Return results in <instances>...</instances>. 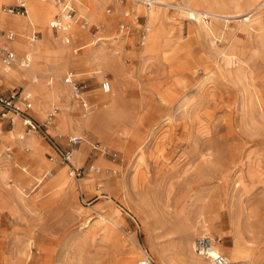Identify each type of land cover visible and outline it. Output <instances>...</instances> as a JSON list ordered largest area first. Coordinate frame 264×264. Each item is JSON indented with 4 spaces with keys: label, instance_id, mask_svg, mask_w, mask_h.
Masks as SVG:
<instances>
[{
    "label": "rangeland",
    "instance_id": "374dc122",
    "mask_svg": "<svg viewBox=\"0 0 264 264\" xmlns=\"http://www.w3.org/2000/svg\"><path fill=\"white\" fill-rule=\"evenodd\" d=\"M1 1L2 15L25 20L4 12ZM74 1L69 44L49 22L56 39L45 40L36 23L27 30L0 19V27L4 20L15 30L17 51V34L27 31L34 67L18 80L0 68V81L15 82L0 90L25 88L22 82L35 76L47 87L64 83L70 109L42 94L46 105L34 101V112L45 116L57 107L54 130L64 135L54 136L68 145L69 136L82 134L74 163L84 165V175L90 165L103 170L80 180L68 165H57L53 176L44 177L56 166L45 156L42 139L52 151L46 138H17L20 128L6 130L0 145V264H140L145 257L151 264H198L194 231L200 224L217 240L219 231L226 233L222 241L232 246L225 250L221 240L217 246L231 260L240 253L238 264H264V0H163L167 4L153 7V21L139 0H90L94 6L83 7ZM197 5L229 12L220 20L228 24L229 39L210 26L200 29L191 9ZM146 28L150 32L142 38ZM35 30L40 39L32 43ZM62 46L68 51H58ZM175 48L176 71L170 60ZM69 70L84 90L93 86L91 80L99 87L95 96L83 93L90 99L85 111L65 80ZM112 70L118 85L105 93L101 83ZM102 97L112 107L100 105ZM66 117L87 125L73 121L58 129ZM8 145L15 146L11 158L4 153ZM26 145L32 147L28 152ZM82 146L89 148L84 159L77 149ZM32 157L45 162L38 172ZM121 158L122 164L113 161ZM62 171L64 181L58 178Z\"/></svg>",
    "mask_w": 264,
    "mask_h": 264
},
{
    "label": "built area",
    "instance_id": "2783aa9c",
    "mask_svg": "<svg viewBox=\"0 0 264 264\" xmlns=\"http://www.w3.org/2000/svg\"><path fill=\"white\" fill-rule=\"evenodd\" d=\"M57 3H61V10L57 14L56 18L51 21V27L55 30H59L67 25V23L75 16V6L72 0H55ZM123 1V0H121ZM144 4L145 7L151 8L154 6L158 0H139ZM9 12H17L21 14H27L28 9L25 4L21 5H9L5 7ZM145 30V29H144ZM9 39L14 36L13 32L7 34ZM146 30L142 35L145 38ZM40 37L38 31L34 32L32 39L36 40ZM66 42L71 41V35L68 33L65 35ZM143 41V40H142ZM1 59L7 68L12 66L27 67L29 66L32 58L29 53L23 56H18L16 50L8 43H5L1 47ZM65 80L72 85L73 93L76 98L81 101L83 107L88 108V100L83 95L84 86L76 78L74 72H67L65 75ZM102 88L104 91H110L112 83L109 76L106 74L102 81ZM34 96L31 91L24 88H12L11 90L4 92L0 90V143L3 140L4 133L7 128L12 129L15 127L18 121L21 122V130L18 138H24L27 134L31 132H39L46 137L48 140L52 151L49 153V159L56 165H68L70 173L76 177H82L86 173V169L83 166L76 165L72 160V155L74 152L73 146L81 143L84 137L80 134H74L69 136V144L62 145L57 137L52 135L48 131V126L50 120L55 116L58 108H54L48 112V115L42 121L37 120L31 113L34 106ZM62 137V135H58ZM94 148L101 150L99 145L95 144ZM12 146L8 145L6 147V153L11 154ZM89 171L97 170V167L89 166ZM54 173V168H50L45 172L46 176H51ZM216 244V239L209 234H200L195 239V251L210 259L211 264H234L225 253L217 251L213 253V248ZM152 259L150 257H145L143 264H151Z\"/></svg>",
    "mask_w": 264,
    "mask_h": 264
},
{
    "label": "bare ground",
    "instance_id": "6f19581e",
    "mask_svg": "<svg viewBox=\"0 0 264 264\" xmlns=\"http://www.w3.org/2000/svg\"><path fill=\"white\" fill-rule=\"evenodd\" d=\"M40 1H43V2H45V1H47V0H40ZM137 1V0H136ZM49 2V1H48ZM48 2H46V3H40V2H38V1H27V4H28V13L27 14H21V13H17V12H15V13H11V12H9V11H7V10H4V8H3V11L4 12H6L7 14H10V15H19V16H22V17H26L25 18V20H21V19H19V18H9V17H7V16H5L4 14L2 15L1 14V9H0V19L2 18V19H4V20H8V22H10V23H12L14 26H16L17 28H22V29H27L28 30V27H29V25H33V24H37V25H39L41 28H43L44 29V32H45V40H52V38H54L55 36H54V34H52V30L50 29V28H48L47 27V23L49 22V26L51 25V21H52V19L54 18H56V13L59 11L60 12V7L61 6H59V5H55L54 4V2H53V4H52V2H51V5H50V3H48ZM263 2V1H262ZM262 2H260L258 5H256L255 7H253L252 9H250L249 10V12L251 11V10H255L256 8H258V7H260V5L262 4ZM84 3H89L90 5H92V6H94V3H92L90 0L88 1H86V0H81V2H80V7H83L84 6ZM157 4H167L166 2H164L163 0H158L157 1V3L155 4V5H157ZM144 5V4H143ZM154 5V6H155ZM154 6H152L151 8H147V7H145V9H146V11H145V14L147 15V17H148V19L150 20V21H153L154 20V18H155V13H154V11H153V7ZM139 8V7H138ZM138 8H136V9H138ZM191 9L193 10V11H195L196 13H197V20H199V22H200V24L202 23V26H200V29L201 28H205V27H208V26H210L211 27V30H212V32L213 33H215V34H219V35H221V37L223 38V39H229L230 38V34H229V31L227 32V26H228V24H224V23H222L220 20L221 19H225V18H227V17H229V16H227L226 14L227 13H229L228 11H224V12H222V13H220V12H218L217 10H216V8L215 7H213V6H208V7H205L204 5L203 6H201V5H197V6H195V7H191ZM9 18V19H8ZM23 19V18H22ZM53 19V20H54ZM3 20V21H4ZM74 20H75V16L67 23V25L65 26V27H63V28H60L59 30H58V32H61V34L63 33V35H65L66 34V32H68L71 28H72V25H73V22H74ZM88 21V20H87ZM7 22V23H8ZM84 24H88L87 22H85ZM83 24V27H85L86 25H84ZM261 24V28H264V25L262 24V23H260ZM8 25V24H7ZM260 26V25H259ZM249 27H250V25H249ZM146 30V36H147V34L150 32V30L148 29V28H146L145 29ZM15 31V30H14ZM24 32H25V30H24ZM27 32V31H26ZM25 32V33H26ZM21 34V33H19L18 32V36H20V37H16V40H15V44H17L18 45V47H19V49L20 50H22V51H30L31 53H32V51H33V49L31 48L32 47V45L30 44V46H29V44H27V42H26V40L24 39V37H26V34ZM80 31L78 32V36H80V37H82V35H80ZM67 35V34H66ZM145 36V37H146ZM27 39V38H26ZM40 39V37H38L35 41L34 40H32V38H31V42L32 43H34V42H36V41H38ZM55 39H56V37H55ZM63 42L64 43H66V44H69L70 42H66V40H65V36H64V39H63ZM56 43V42H55ZM68 48H65V47H61L60 48V50H58V51H60V52H62V53H64L65 51H68L67 50ZM19 50V51H20ZM175 55L171 58L170 57V60H171V67H172V69L173 70H178L177 69V67H175V65L179 62L178 61V59H179V57H178V55H177V53H178V48H175ZM62 55V54H61ZM66 55H67V53H66ZM231 56H228L227 57V62H230L231 61ZM1 61H2V59H1ZM2 64H4L3 63V61H2ZM1 63H0V68H3V71H4V75L5 76H7V78L8 79H16V80H18L19 79V76H20V72L21 73H23V75H26V72H29V71H33L34 70V67H32V66H30V64H29V66H27V67H20V66H18L20 69H22V70H20L19 68H15V66L13 67H10V68H7V67H5V66H3ZM28 69H29V71H28ZM1 70V69H0ZM70 71H72V72H74L73 70H69L68 72H70ZM33 73V72H32ZM36 75V74H35ZM28 77V76H27ZM127 79V78H126ZM21 81V80H20ZM26 81V80H25ZM22 82V81H21ZM45 81H40V80H38V78L35 76L34 78H33V80H30V81H28L27 80V82H22V84L25 86V88H27V89H29L31 92H32V94H33V96H34V99H35V101H36V105L39 107V106H45L46 104H43L42 102H41V100H40V95H48V96H50V97H52V98H58L62 103H63V105H64V107H66V109H70L69 108V102H68V93L66 92V87L64 86V83H61L60 81H58L57 82V84L56 85H53V86H51V87H47L46 86V84L44 83ZM124 84H125V82H124ZM52 85V84H51ZM112 87V86H111ZM112 89V88H111ZM125 89L127 90V87H125ZM102 90H103V88H102ZM104 91V90H103ZM85 92V91H84ZM105 93H109L110 91H104ZM168 94H170L171 96H172V94L174 95V92H173V89L172 88H169V93ZM163 101H166L169 97L167 96V95H160L159 96ZM101 104L100 105H102L103 107H109L110 108V106H111V103H110V101H109V99H106V98H104V97H102V99H101ZM112 107V106H111ZM54 108H56V107H54ZM53 108V109H54ZM108 108V109H109ZM40 109V108H39ZM105 109V108H104ZM41 111V110H40ZM31 112L32 113H35L34 112V106H33V108H32V110H31ZM48 112H49V109L47 110V112H46V114H45V116L43 117L44 119L46 118V116L48 115ZM41 114L43 115L44 113L43 112H41ZM57 114H58V111L56 112V114H55V116L50 120V123H49V126H48V131L49 132H52V131H55L54 130V124H55V122H54V120H55V118H56V116H57ZM59 117H62L61 115H59L58 116V118ZM57 120H59V119H57ZM56 120V121H57ZM73 121H78L79 123L80 122H84V121H82L81 119L80 120H78V119H76V120H74L73 118H71V117H66V118H64L62 121H60V127L58 128V129H60V130H66V129H68V125L71 123V122H73ZM86 125H87V122H84ZM73 124V123H72ZM21 122L20 121H18L17 122V124L15 125V127L14 128H12V129H9L10 130V132H13V131H15L17 128H20L21 129ZM70 128V127H69ZM136 128H140V125H137V127ZM135 128V129H136ZM5 132H7V131H5ZM4 135H5V133H4ZM30 135H42L41 133H39V132H33L32 134L30 133ZM56 135H62V137H63V135L64 134H62V133H60V132H58V133H56ZM132 137H133V140H138L139 138H140V136H138V133H136L135 132V130H134V132H133V135H132ZM3 141H4V136H3ZM3 141L0 143V145L3 143ZM83 141H85V138H84V140ZM86 142H88L89 143V141L87 140ZM94 145L95 144H93V147H94ZM33 146H35V142H34V144H33ZM6 155V154H5ZM7 156H9L8 154H7ZM103 156V155H102ZM12 156H10V158H11ZM74 157H75V150H74V152H73V155H72V160L74 159ZM10 158H8V159H10ZM33 158V161H34V163H35V165H33L34 166V171L36 172H38V170H40V164H45V162L42 160V158H37V157H32ZM31 158V159H32ZM37 158V159H36ZM52 164H54V165H56L54 162H52L50 159H48ZM32 161V160H31ZM33 161L31 162V164H33ZM114 162H117L118 164H122V161H123V158H121V160L120 161H116V160H113ZM30 162V161H29ZM74 162V161H73ZM27 163V162H26ZM25 164V163H24ZM95 167H97V171H94V172H89L87 175H85V176H83L81 179H83L84 177H86V176H90V175H93V174H99V173H101L102 172V170H103V168L101 167V166H99V165H96ZM29 168H30V166H29ZM112 172H113V174H116V168L115 169H113L112 170ZM54 175V173L51 175V176H53ZM66 176H67V174H66V171H62V172H60L59 174H58V178H59V180L60 181H64L65 179H66ZM80 179V180H81ZM132 183H133V185H135L136 184V179H135V177H133V181H131ZM79 189H81V190H83V188H82V186L80 185L79 186ZM100 197H101V195H100ZM205 224H200V225H196L195 226V231H194V233L195 234H206L205 232H204V230H205ZM206 229H208V228H206ZM213 238H215L213 235H211ZM220 240V239H219ZM219 240H216V244H215V246H214V248L212 249L213 250V253H216L217 251H219L218 250V246H217V243L219 242ZM194 245H195V242H194ZM192 248V247H191ZM194 251H195V247H194ZM195 253L200 257V259H202V260H200V261H198V264H205V259L206 260H208V262H209V264H211V261H210V259L209 258H207V257H205V256H202V255H200V254H198L196 251H195ZM240 253H237V254H235L234 256H233V260L234 261H237V262H239V261H242L241 259H240ZM242 257V256H241ZM143 260L144 259H140L139 261V263L140 264H143ZM196 263V262H195Z\"/></svg>",
    "mask_w": 264,
    "mask_h": 264
},
{
    "label": "crops",
    "instance_id": "0c3cea01",
    "mask_svg": "<svg viewBox=\"0 0 264 264\" xmlns=\"http://www.w3.org/2000/svg\"><path fill=\"white\" fill-rule=\"evenodd\" d=\"M52 1H54L56 4H58V5H61L62 6V4L61 3H57L55 0H52ZM72 2H73V4L75 5L76 3H75V1L74 0H72ZM25 4L26 5V7H27V9H28V4H27V2H26V0H3V1H1V5H2V7L4 8V10H7L5 7H7V6H9V5H21V4ZM60 9H61V7H60ZM8 11V10H7ZM11 13H15V12H11ZM2 26L0 27V57H1V47H2V45L3 44H5V43H8V44H10L14 49H15V47H14V45H13V43H12V41L14 40V38H15V36H16V33L14 32V30H12V29H10V28H7V23H6V21H2ZM51 26V25H50ZM53 28V27H52ZM53 30H55L54 28H53ZM36 31H38L40 34H41V31L40 30H35V31H33V33H32V36H33V34H34V32H36ZM10 32H13L14 33V36H13V38L12 39H9L8 38V36H7V34L8 33H10ZM35 41V40H34ZM16 50V49H15ZM16 52H17V54H18V56H23L24 54H26V53H29L30 55H31V52L30 51H20V52H24L23 54H19L18 52L19 51H17L16 50ZM31 58L33 59V56L31 55ZM115 63V66H117L118 67V65H120L119 63H121V62H117L116 63V61L114 62ZM17 67V66H16ZM105 68V67H104ZM108 68H110V67H108ZM111 69V68H110ZM77 78V77H76ZM85 78V77H84ZM110 79H111V83H112V86H113V84L114 85H118V81H119V76L118 75H116L115 73H114V71L112 70V75L109 77ZM78 80H79V78H77ZM114 79V83H113V80ZM91 80V79H90ZM99 81V80H98ZM97 81V82H98ZM12 83H15V82H10V81H7V80H1L0 81V86L2 85V86H4L3 88L4 89H6V88H8V86H10ZM91 83H92V87L90 88V89H87V90H84V91H89V92H91V94L92 95H94L95 96V93H97V91H96V89L97 88H99L97 85H96V83H93L92 82V80H91ZM24 89H26V90H29V89H27V88H24ZM1 91H4V92H7L6 90H1ZM9 91V90H8ZM30 91V90H29ZM96 91V92H95ZM111 91V90H110ZM87 100H88V105H89V102H90V99H89V97H85ZM77 100L79 101V104H80V106H81V108H82V110L83 111H85L86 109H88V108H85V107H83L82 106V104H81V101L77 98ZM77 107V106H76ZM77 109V108H76ZM75 109V110H76ZM32 113V112H31ZM32 115L37 119V120H39V121H42L44 118V115H42V114H35V113H32ZM6 130H9V128H7ZM51 134H53V135H56L55 134V131H52V132H50ZM68 133H70V132H68ZM80 135H82V134H80ZM42 136H44V135H42ZM83 136V135H82ZM41 137V136H40ZM45 137V136H44ZM18 138V137H17ZM46 138V137H45ZM42 139V138H41ZM47 140V139H46ZM3 141V140H2ZM42 141H43V143L47 146V149H46V153H45V156H46V154H47V158H49V153L51 152L50 150H49V147H48V145L44 142V140L42 139ZM47 142H48V140H47ZM84 141H82L81 143H83ZM49 143V142H48ZM80 144V143H79ZM77 145V144H76ZM49 146H50V144H49ZM29 148H31L32 149V147H30V145H26V147H24V150L26 151V149H29ZM50 148H51V146H50ZM73 148H74V150L76 149L75 148V145L73 146ZM94 148V147H93ZM52 149V148H51ZM77 149H80V150H83L84 152H85V154H84V157L82 158V159H84L85 157H87V154H88V152H89V148H86V147H79V148H77ZM14 150H15V146H12V151H11V154L9 155V156H12L13 154L12 153H14L15 154V152H14ZM31 151V150H30ZM26 152H28V151H26ZM4 153L7 155V153H6V149L4 150ZM97 157V156H96ZM95 157V158H96ZM111 160V159H110ZM114 160H116V159H114ZM79 166H84L83 164H80ZM91 166V165H90ZM92 166H94L95 167V165H92ZM50 168H54V172H56V170H57V165L56 166H54V167H50ZM49 168V169H50ZM68 170V173L70 174V175H72L71 173H70V171H69V168L67 169ZM94 171H97V170H94ZM94 171H92V172H94ZM89 172H91V171H89ZM73 176V175H72ZM83 176H85V175H83ZM82 176V177H83ZM44 177H49V176H46L45 175V173H44ZM82 177H79V178H77V179H81ZM76 178V177H75ZM93 190H95V189H91V190H89V192L90 193H92L93 192ZM96 195V194H95ZM97 196V195H96ZM98 198V197H97ZM219 232H221L222 233V239H223V237H225L226 236V233H224V231H219ZM218 234V233H217ZM200 235V234H199ZM198 236V235H197ZM216 239V238H215ZM222 239H220L221 240V242H222V244H223V248H224V246L225 247H231L232 246V244H226V243H224L223 241H222ZM217 240V239H216ZM225 249V248H224ZM226 250V249H225ZM234 261V260H233ZM240 262V261H239ZM234 264H238V262L237 261H234Z\"/></svg>",
    "mask_w": 264,
    "mask_h": 264
}]
</instances>
